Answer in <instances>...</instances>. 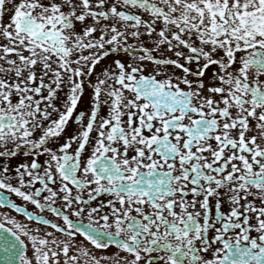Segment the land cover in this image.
Listing matches in <instances>:
<instances>
[{
	"label": "snow or ice",
	"instance_id": "1",
	"mask_svg": "<svg viewBox=\"0 0 264 264\" xmlns=\"http://www.w3.org/2000/svg\"><path fill=\"white\" fill-rule=\"evenodd\" d=\"M0 264H264V0H0Z\"/></svg>",
	"mask_w": 264,
	"mask_h": 264
},
{
	"label": "flooded vegetation",
	"instance_id": "2",
	"mask_svg": "<svg viewBox=\"0 0 264 264\" xmlns=\"http://www.w3.org/2000/svg\"><path fill=\"white\" fill-rule=\"evenodd\" d=\"M29 207L31 208L32 206H31V205H29Z\"/></svg>",
	"mask_w": 264,
	"mask_h": 264
}]
</instances>
